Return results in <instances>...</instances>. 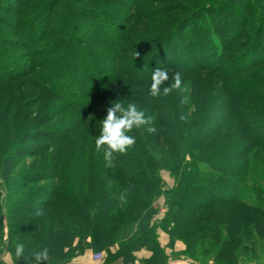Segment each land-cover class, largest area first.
Here are the masks:
<instances>
[{"label":"trees","instance_id":"trees-1","mask_svg":"<svg viewBox=\"0 0 264 264\" xmlns=\"http://www.w3.org/2000/svg\"><path fill=\"white\" fill-rule=\"evenodd\" d=\"M61 1L16 0L15 8L5 9L14 12V22L1 21L21 41L8 40L9 31L0 28V180L8 193L5 209L0 201V264L2 253L11 264H27L15 259L20 241L34 250L47 247L49 264H67L87 249L104 253L101 264L132 263L141 249L150 252L142 264H164L169 256L159 231L169 246L183 243L173 258L240 264V249L254 237L264 240V206L243 201L236 185L249 173L251 154L264 149V0L236 7L223 1L175 5L182 17L155 5L159 0H111L118 6L112 8L67 0L58 19ZM158 14L165 16L151 18ZM145 21L158 31L150 33ZM5 45L20 54L9 55ZM157 67L191 77L208 72L223 82L217 87L194 77L193 91L152 98L148 89ZM25 77L43 88L35 99H26L35 85L22 87V95L12 83ZM184 95L189 100L182 104ZM118 100L141 101L140 110L153 121L145 131L143 125L129 133L135 145L116 153L109 168L95 139ZM26 106H40V116L32 117ZM16 121L11 133L6 123ZM228 127L240 136L214 145ZM25 160L30 168L15 172ZM162 171L172 179L169 186ZM22 188H29L27 194L19 193ZM156 204L165 207L160 218ZM234 204L251 212L255 235Z\"/></svg>","mask_w":264,"mask_h":264},{"label":"rangeland","instance_id":"rangeland-1","mask_svg":"<svg viewBox=\"0 0 264 264\" xmlns=\"http://www.w3.org/2000/svg\"><path fill=\"white\" fill-rule=\"evenodd\" d=\"M16 2V0H14ZM67 0H62L60 2V5H59V10H58V19H60V15L65 13V9H66V2ZM71 3L75 4V5H81V6H85V7H110L112 8L113 6L115 7L116 4H114V2H112L111 0H70ZM224 2L227 4V7L232 6V7H236V5H240L242 3H245L246 0H181V1H177V0H159L158 4H155V5H161L163 7H169L170 10L172 9H176L178 8L177 6L175 5H182V3H187V4H192L190 6L192 7H196L199 3H204V2ZM13 2L12 0H0V28L1 27H4L3 25V22L2 21V17H7V19H9L11 21V23L14 22V19H15V14L14 12H6L5 9H7V7H12V8H15V5L16 3ZM118 7V6H116ZM69 12V10H67V13ZM71 12V11H70ZM71 17L75 19H77L76 16H74L71 12ZM174 17H182L184 15V13H181V11H176V12H173ZM233 15H235V12H231L230 13V16L233 17ZM162 16H165V15H162V14H158L157 17H151V18H159V17H162ZM78 20V19H77ZM89 23V22H87ZM112 24L114 22H111ZM144 23H147L146 21ZM40 23H39V20L35 21L33 26L34 28L36 29L35 31H38L39 32V28L40 27ZM87 24L86 23H82V26H86ZM149 29H151V31L153 32H150V33H153L155 34V32L157 31H154V27L152 24H149L147 23ZM142 27V26H141ZM5 29V31H9V32H4L6 33L4 35V33H2L0 31V40L2 39L1 37L4 35L7 37V39H14V40H17V41H21L20 38L18 37H15V36H11L9 35L10 32H13L14 29L13 28H3ZM70 29V28H69ZM143 29V28H142ZM159 29V28H158ZM83 31V30H82ZM70 32V30L68 31ZM42 44H38L37 46L40 47ZM2 47H6L5 46H2ZM7 53L9 55H19L20 52L19 50H17L16 48H13V47H6L5 48ZM20 51H24V54L28 53V50L27 49H20ZM26 56H28L26 54ZM30 57V56H28ZM12 58V57H11ZM224 69L226 70H233V67L232 66H227V67H224ZM173 74H169L170 78ZM200 76H186V75H182V89L186 86L188 88V90H194V84H193V81L196 79H199L201 81V83H204V80L205 82L207 83L208 81H210V83L213 82V84L215 83V85L217 87H220L222 85V82L223 80L218 78L217 76L215 75H212V74H208L207 73H202V74H199ZM195 77V78H194ZM199 77V78H198ZM200 77L202 79H200ZM211 79V80H210ZM173 81L170 79L168 82H166L167 86L170 85ZM15 84V86H18L20 88V92L22 95H25L26 94V91L25 89H23L22 87H27L28 86V83L29 84H33V87H34V92H31L30 95L28 94L26 96V99L28 100V98H34L37 97V91H40L42 90L43 91V88H38L39 86H36V84L32 81L31 78L29 77H25V78H21L19 80H15L14 82H12ZM52 84H55L56 82L55 81H51ZM17 90H15V92H17ZM46 91V90H45ZM35 96V97H34ZM135 99V95L133 96ZM30 99V100H31ZM245 100L246 101H250V102H253L252 99L250 98H247L245 97ZM4 101H5V98H4ZM129 102H133L136 104L137 108L140 109V105H142V102L140 103L139 101L137 102H134V100H130ZM1 104V102H0ZM3 103L0 105L2 106ZM28 105V104H27ZM44 105V103H43ZM46 108V106H45ZM43 109H44V106H43ZM46 110V109H45ZM25 111L26 112H31V115L32 117H34L35 119L40 116L41 114V107L39 106L38 108H32V107H28L26 106L25 107ZM18 121H16L14 123V125L12 124H8L6 123V126H7V129H11L12 128V132L13 133L16 129V126H18ZM16 125V126H15ZM143 126V125H142ZM141 126V127H142ZM21 128H27L26 125H21ZM147 128V125H144L142 127V130L145 131V129ZM240 136L239 134V129H237L236 127H231V128H225L223 129L220 134L218 135V143H215L214 145H219L221 143V141H225V142H232L234 139L238 138ZM166 150V149H165ZM164 150V151H165ZM159 154H162L163 151H160V150H157ZM29 160H25L23 163L21 164H18L15 166L14 168V171L15 172H20V171H23V170H26V169H29L30 166L28 165V162ZM249 161H250V164H249V173L246 175L245 178H242L240 179L241 181L238 182L236 185H237V194L238 196L245 202L247 203H254L255 201H259V203L264 206V149H257L254 151V153L251 154V156L249 157ZM205 165V164H204ZM161 176L164 180V185L165 186H169V184H171V178H170V175L167 171H162L161 172ZM29 188H22L19 190V193L20 194H27V192L29 191L28 190ZM8 193L7 191L5 190L4 188V185L2 183V181L0 180V201L2 202V205H3V208L5 209V206H6V203H7V200H8ZM157 208H158V218L162 217L164 212H165V207L164 206H159L158 204H156ZM233 208L232 209H235L239 212V214L241 215V217L243 219H245L246 222L249 223V226H250V230H251V235H255L256 233V228H257V221L252 217L251 215V212L247 209H245L242 205L240 204H234L232 206ZM5 211V210H4ZM5 213V212H4ZM3 223L6 224V220L5 218H3ZM4 231H5V236L4 238L6 237V225H4ZM254 237V236H253ZM158 238V237H157ZM159 242V241H158ZM248 246V247H247ZM247 248V249H240V254H239V262L240 264H260L263 262L264 260V240H261V239H258L256 237H254V240L250 242V244H246L243 246V248ZM255 252V253H254ZM253 253L254 255L256 254V257L253 256ZM3 254V253H2ZM1 254V255H2ZM250 256L252 258H250Z\"/></svg>","mask_w":264,"mask_h":264},{"label":"clouds","instance_id":"clouds-1","mask_svg":"<svg viewBox=\"0 0 264 264\" xmlns=\"http://www.w3.org/2000/svg\"><path fill=\"white\" fill-rule=\"evenodd\" d=\"M136 57L139 53L136 52ZM173 82L168 86H163L169 80ZM182 73L175 71L174 74L169 76L168 69H161L157 67L153 70L151 75V84L148 89V94L152 98H157L161 95L168 96L174 90L188 92L185 86L182 89ZM162 92H161V87ZM189 100L188 95H184L181 103H187ZM186 115H181L180 120H187ZM153 118L146 117L145 112L137 108L136 104L129 102L126 105L120 100L112 102V106L107 109L106 117L101 121L100 134L95 139V150L97 153L103 152V158L106 166L111 168L115 166L116 153L124 154L127 150L133 147L136 143L135 137L129 135L133 129L140 128L142 125L152 124ZM148 132H155V127H149ZM119 200L124 202L126 195L121 193ZM41 213L37 211L36 215ZM14 255L16 261L25 260L27 264H42L50 261V250L47 247L39 250H34L30 243L24 241L14 243Z\"/></svg>","mask_w":264,"mask_h":264},{"label":"crops","instance_id":"crops-1","mask_svg":"<svg viewBox=\"0 0 264 264\" xmlns=\"http://www.w3.org/2000/svg\"><path fill=\"white\" fill-rule=\"evenodd\" d=\"M158 241L160 246L164 249L165 253L169 256L164 264H197L193 260L184 257H171L170 254L173 252H179L183 250L184 245L180 241L174 242L173 246L168 244V235L163 232H158ZM94 252L90 249L85 250L82 254L75 256L67 264H101L92 258ZM150 254L146 249H141L135 252V260L129 264H142L141 261ZM1 260L4 264H11V257L8 253L1 255Z\"/></svg>","mask_w":264,"mask_h":264},{"label":"built area","instance_id":"built-area-1","mask_svg":"<svg viewBox=\"0 0 264 264\" xmlns=\"http://www.w3.org/2000/svg\"><path fill=\"white\" fill-rule=\"evenodd\" d=\"M92 258L93 260L99 262V263H102L104 261V253L103 252H94L92 254ZM112 264H124L122 262H115V263H112Z\"/></svg>","mask_w":264,"mask_h":264}]
</instances>
